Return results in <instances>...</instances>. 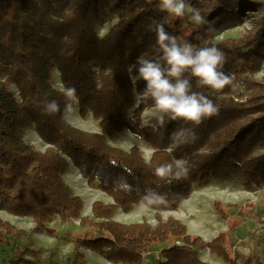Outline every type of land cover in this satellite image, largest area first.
<instances>
[{
    "label": "trees",
    "instance_id": "trees-1",
    "mask_svg": "<svg viewBox=\"0 0 264 264\" xmlns=\"http://www.w3.org/2000/svg\"><path fill=\"white\" fill-rule=\"evenodd\" d=\"M159 3L0 0V211L31 218L34 232L43 231L54 219L59 223L79 219L81 226L104 233L74 238L71 264H86L82 252L76 250L79 247L114 264H141L143 254L171 238L180 243L163 249L159 264H264V251L255 256L239 253L225 232L205 241L189 234L178 219L163 220L159 214L177 210L193 184L210 175L218 180L240 177L249 183L264 178V150L249 156L256 145L264 143V76L259 80L250 77L253 94L238 100L230 95L232 85L215 92L207 86L197 87L196 79L185 73L192 90L208 96L218 114L199 125L165 114L163 124L150 117L142 126L143 108L152 102H142L131 111L133 93L142 91L145 81L133 83L128 71L136 64V55L144 53L148 59L156 55L152 29L163 24L180 41L219 48L225 54L222 71L233 76V84L244 80L264 57V0H186L199 10L203 24L192 22L190 14L178 18L163 12ZM118 9H122L121 19L99 36L97 28ZM244 15L255 20L243 35L215 40V33L231 18L241 20ZM54 73L65 89L75 88L73 98L80 117L91 113L99 120L101 133L81 130L66 121L71 97L52 84ZM136 74L134 67L131 75ZM53 103L56 111L50 108ZM30 128L48 144L43 151L24 140V131ZM124 129L154 148L148 162L136 146L126 151L107 143V136ZM178 159L187 161L186 178L183 173L180 179L175 177L180 171L174 163ZM68 161L89 186L96 184L113 199L109 204L94 201L92 218L81 216L83 200L63 180ZM169 164L170 174L156 175V168ZM146 197L154 203L148 205ZM139 203L155 211L154 225L112 219L117 208L129 213ZM229 208L215 203L223 219ZM27 235L25 229L0 218V247L12 249L3 264H20L23 247L16 243ZM198 248H206L220 261H203Z\"/></svg>",
    "mask_w": 264,
    "mask_h": 264
},
{
    "label": "rangeland",
    "instance_id": "rangeland-1",
    "mask_svg": "<svg viewBox=\"0 0 264 264\" xmlns=\"http://www.w3.org/2000/svg\"><path fill=\"white\" fill-rule=\"evenodd\" d=\"M121 10L122 9H118L117 11L110 13L103 26H99L97 28L99 36H102L104 33H106L112 25H114L121 19ZM254 20L255 17L248 15H244L241 20H238L235 17L231 18L226 25H224L215 33L214 38L215 40H221L224 38H239L244 34L246 30L252 27ZM140 56H144V53L136 55L134 61H137L138 57ZM54 75L52 77V84L60 88V83H58L60 77L56 73L57 78L54 79ZM245 76L246 78L244 80H239L235 83V88L233 87L230 92V95L238 100H246L253 94V83L248 81L250 77L259 80L262 78V76H264V57L260 58L259 65L255 68V70L246 73ZM11 89L15 90V88L13 87H11ZM214 91L218 92L219 90ZM137 92L140 91L136 90L133 93L134 102L133 109L131 111H133L137 107L135 102V93ZM151 107L152 105L150 104L143 108L141 116L142 124L144 123V121H148V119L151 117ZM89 114L87 116H89ZM87 116L85 118L80 117L78 112L77 100L71 97V103L67 109L68 121L76 123V128H79L81 130H90V126L94 124V122H96V120L98 119L94 118L92 114L88 118ZM125 135V131L122 130L121 132L112 136V140L117 141L119 139L122 141ZM23 138L36 150L43 151L45 149L44 146L46 145H42V143L40 142V137L37 135L33 128L25 130ZM138 140L139 139H137L134 135L128 138V141H130V143H133V146L136 147L139 146L138 144L140 140ZM138 149L141 151L140 147H138ZM263 150L264 143L258 144L253 148L249 156H258L263 152ZM65 183L71 189H73V186L69 184L68 181H66ZM90 187L91 189L87 188L88 190L85 191L93 192L94 190H92V188L94 187V185ZM103 194L104 196H108L106 193ZM82 197L84 199V196ZM86 199L87 198H85L84 201V208L87 203ZM216 202L221 204L222 206H231V208L227 209V218L223 219L221 215L216 211ZM137 208L139 209V205ZM142 212H144L141 216L142 221H146L147 223L154 225V223L156 222L155 211L149 209L148 212ZM131 214L133 215V213H121L120 222L125 224L133 222L132 219H135L137 216L132 217ZM159 214L163 220L167 219L169 216L178 219L184 225L186 224L187 231H189L191 235L199 236L205 241L210 240L213 235H217L219 232H225L227 234L229 243L232 245V249L238 251L239 253L251 254L255 256L260 255L264 251V178H259L258 182L256 183H249L240 177H232L229 180H218L217 178L215 179V177L210 175L208 178L202 179L201 181L193 184L191 197L186 202L181 203V206L177 210L163 211ZM124 215L128 216L125 217ZM150 219L152 223H150ZM23 222L24 220L22 221V223L16 222L15 224L16 226L19 225L17 226L19 228H25L26 225H29L28 222ZM57 222L58 220L56 219V223ZM233 222H236L237 224L236 226H234V228L230 227ZM52 224H54V222H52ZM58 224L62 226L64 225L62 229L66 231L67 234L64 236L57 232L53 235V237H51L46 235L45 233H43L42 235L40 233H36L41 235V238L39 239V242L38 240L35 241L33 238V243L35 242V245L33 247H23L21 256L25 255L27 258H31V260H27L26 258V260L24 259L23 261H21L22 264H71L69 259H72L73 251L71 253L67 252V250H65L63 246L67 244V242H72L74 240V237L79 234H87L88 236L95 235V229L91 226H85L83 231L74 229L77 227L74 223H72V220L66 223L58 222ZM70 224L72 227H69ZM52 227L58 228V226H56L55 224L52 225ZM82 227L83 226H81L79 223L78 228ZM100 233L102 234L103 232ZM20 242L16 245H20ZM178 242L179 241L175 243ZM172 244H174L173 238L165 242L158 243L156 246H154L153 250L143 254V260L141 264H159L163 260L161 251L165 248L170 247ZM83 252V258L86 261V264H102L100 258L98 257V255L100 256L99 253L90 249H84ZM198 254L203 261H220L219 258H215L213 254L209 253L206 248L199 249ZM11 255L12 249L10 247H0V264H3L6 260H8ZM84 255H91L95 258L93 261L89 262Z\"/></svg>",
    "mask_w": 264,
    "mask_h": 264
},
{
    "label": "clouds",
    "instance_id": "clouds-1",
    "mask_svg": "<svg viewBox=\"0 0 264 264\" xmlns=\"http://www.w3.org/2000/svg\"><path fill=\"white\" fill-rule=\"evenodd\" d=\"M159 9L178 18L189 15V19L196 24L205 23L198 9L186 3V0H160ZM156 34V55L151 58L138 57L136 64L129 67L130 78L133 83L138 80L145 81L142 91L135 93V102L138 107L142 102L151 100V117L164 123V115L172 120L183 119L199 125L205 118H211L219 112L218 107L208 96L200 91H193L190 79L185 73H190L196 79V86L214 90H222L225 86L233 84V77L222 71L225 54L216 46L196 47L191 42L180 41L174 35L169 34L163 24H157L152 29ZM211 31V29H210ZM137 74L131 75L133 68ZM60 83L59 91L65 92L68 97L75 96V88L65 89ZM52 111L57 110V105H50ZM148 121H144L146 125ZM174 135H176L174 133ZM197 139L193 133L192 142ZM180 169L175 174L177 179L187 177V161L178 159L174 161ZM172 165L156 168L157 176L163 177L171 173ZM148 205L154 203L151 197H146Z\"/></svg>",
    "mask_w": 264,
    "mask_h": 264
},
{
    "label": "crops",
    "instance_id": "crops-1",
    "mask_svg": "<svg viewBox=\"0 0 264 264\" xmlns=\"http://www.w3.org/2000/svg\"><path fill=\"white\" fill-rule=\"evenodd\" d=\"M59 81L61 82V80H59ZM58 89H59V87H58ZM90 116H91V114H89V116H87V118L90 117ZM65 119H66V121L69 124H71L72 126L75 127L76 123H73L72 121H70V122L68 121L67 113L65 115ZM90 127H91L90 130H86V129H82V130L91 131V132H95V133H101V129L99 127L98 120H96V122H94V124H92ZM124 131H125L126 135L124 136V139L122 141L119 140V139L117 141H113L112 140L113 137H108L107 136L106 137V140H107L108 144L111 145V146H113V147L121 148L123 150L128 151L134 145L133 143H130V141H128V138L129 137H132V135H134V136H136L137 139L140 140V141L138 140L139 141V144H138L139 146L138 147H140V149L142 151L141 153H142V156H143L144 160L146 162H148L149 159L152 156V153L154 151V148L149 143L145 142L140 137H138L137 135L131 133L127 129H124ZM40 142L42 143V145H46V146H44L45 148L47 147L48 144L44 143L42 140H40ZM63 180L65 182L68 181V183L73 186V189L72 190H73V192H74L75 195H78V196L81 197V199L83 200V206H84L85 198H87L86 199L87 200L86 206H85V208L83 207L82 210H81V216H87L89 218H92L91 206H92V203L94 201H100V202H102L104 204L113 203L112 197L109 196V195L108 196H104V194H103L104 192L101 191L97 187L96 184L92 188V190H94L93 192H86L85 190H88L87 188H90L91 189V187L87 185L86 180L81 176V174L77 170L76 166L71 161H68V169L65 172V174L63 175ZM82 196H84V199H83ZM183 201H182V203H183ZM138 205H139V209L137 208ZM138 205H136L133 208V210L131 212H129V213H133V215L131 214L132 217L133 216H137L135 219H132L133 222H130V223L141 222L142 221L141 216L144 213L142 211H145V212H148L149 211V209L144 204L139 203ZM118 211H121V209L120 208H117L116 209V211H115L112 219L115 220V221L120 222V220H121V218H120L121 217V213H123V212L122 211L121 212H118ZM139 214H141V215H139ZM124 216L127 217L128 215H124ZM0 218L9 221L10 223H12L15 226H16V224H15L16 222L22 223L23 220H24L23 223H25V222H28L29 223V225L24 224V225H26L25 228L24 227H21V229H25L28 232V235H29V236L25 237L22 242H20V245L22 247H24V246H26L27 248L33 247L35 245V242L33 243V238H34L35 241L38 240V242H39V239L41 238V235L43 233H45L46 235L51 236V237H53V235L56 234L57 232L59 234L64 235V236L67 234L66 231H64L62 229V227H64V225L62 226V225H59L58 222L56 223V219H54L51 222H49L47 224L46 228L43 231H41V232H34V231H32V228L34 226V223L31 221V218H28V217H19V216H15V215H12V214L10 215L9 213L7 214V212H5V211H0ZM151 219H153V218H151ZM151 219H150V223H152L151 222ZM52 222H54V224L56 226H58V228H53L52 225H54V224H52ZM72 223H74L75 226L77 227V228H74V229H79V231H83L84 228H85V227L78 228V224L80 223L79 222V219H73L72 220ZM17 226H19V225H17ZM70 226H71V224L69 225V227ZM185 226H186V224H185ZM187 232L189 233V231H187ZM36 233H40L41 235L36 234ZM94 234H95L94 236H97V235L100 234V232L97 231V229H95ZM79 235H77V236H79ZM77 236H75V237H77ZM82 236H88V235L86 234V235H82ZM214 236H216V234L213 235V237ZM174 242H177V241H174ZM178 243H180V242H178ZM16 244H19V242H17ZM9 247L11 248V246H9ZM63 247L65 248V250H67V252H70V253L73 250H75L73 241L72 242H67V244H65ZM84 249L85 248H82V247L76 248V250H79L80 252L81 251L83 252ZM199 249H201V248H198V253H199ZM85 250H87V249H85ZM98 257L100 258L102 264H114V263L108 261L107 259H105V257L103 255H101V254H100V256L98 255ZM199 257H200V255H199ZM26 258L27 257L25 255L22 256V261L24 259L26 260ZM85 258L90 262V261H93L95 257L89 255V256H85ZM27 260H31V258H27ZM20 264H22V262H20Z\"/></svg>",
    "mask_w": 264,
    "mask_h": 264
},
{
    "label": "bare ground",
    "instance_id": "bare-ground-1",
    "mask_svg": "<svg viewBox=\"0 0 264 264\" xmlns=\"http://www.w3.org/2000/svg\"><path fill=\"white\" fill-rule=\"evenodd\" d=\"M55 75H54V79H56L57 78V75H56V73H54ZM53 79V80H54ZM191 197V194H190V196L188 197V198H186L183 202H186L189 198ZM175 212H177V211H175Z\"/></svg>",
    "mask_w": 264,
    "mask_h": 264
}]
</instances>
